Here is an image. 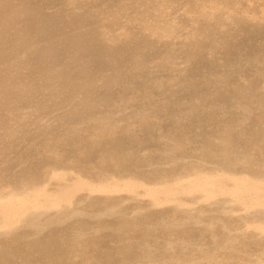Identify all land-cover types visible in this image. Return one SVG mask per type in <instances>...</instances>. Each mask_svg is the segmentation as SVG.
<instances>
[{"label":"rangeland","instance_id":"obj_1","mask_svg":"<svg viewBox=\"0 0 264 264\" xmlns=\"http://www.w3.org/2000/svg\"><path fill=\"white\" fill-rule=\"evenodd\" d=\"M157 1L164 2L48 0L44 11L65 6L113 19L125 6L114 30L125 36L135 23L133 6L147 15ZM173 3L177 15L193 18V28L224 6L229 20L242 22L223 29L216 47L205 43L173 68L126 66L121 84L136 92L131 103L119 101L117 122L77 137L75 150L54 151L59 161L43 168L35 189L1 195L0 264H264V0ZM148 32L159 39L156 29ZM164 85L173 93H159ZM142 102L150 118H128L127 108ZM174 133L183 144L164 151L161 142ZM85 137L91 148L79 152ZM230 145L247 157L226 155ZM114 146L128 157H111Z\"/></svg>","mask_w":264,"mask_h":264},{"label":"bare ground","instance_id":"obj_2","mask_svg":"<svg viewBox=\"0 0 264 264\" xmlns=\"http://www.w3.org/2000/svg\"><path fill=\"white\" fill-rule=\"evenodd\" d=\"M47 1L0 0V197L35 189L43 168L58 163L51 156L54 151L65 154L75 150L72 145L77 137L102 127L109 130L108 126L117 122L121 106L131 103L136 92L121 84L126 66L135 71L139 66L146 68L148 62H157L160 67L173 68L177 59L199 55L205 43L216 47L224 36L223 29L242 22L229 20L225 6L213 7L215 12L204 13L198 19L201 27L193 28V18L177 15L173 0H164L155 2L147 15L134 5L135 23L128 24L125 36H116L115 26L123 22L125 6L113 14V19L105 15L93 19L90 9L79 12L65 6L62 11L48 14L44 11ZM64 1L55 0L54 4L62 6ZM152 29L158 31L159 39L149 36L148 30ZM172 88L164 85L159 93L172 94ZM144 104L148 106L142 102L127 108L126 116L135 122L149 119L151 114ZM124 131L122 128L119 133ZM217 133L221 140L227 139L223 128ZM176 135L161 142L164 151H170L181 140ZM86 138L87 145L79 152L91 148ZM226 152L234 159L247 157L234 145ZM109 155L128 157L121 146H114ZM223 158L222 161L227 159ZM26 160H30L28 167L19 168Z\"/></svg>","mask_w":264,"mask_h":264}]
</instances>
